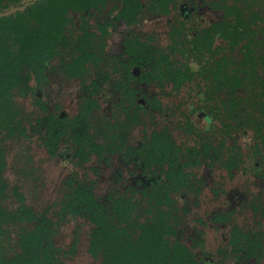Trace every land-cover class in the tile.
Masks as SVG:
<instances>
[{
    "label": "rangeland",
    "instance_id": "rangeland-1",
    "mask_svg": "<svg viewBox=\"0 0 264 264\" xmlns=\"http://www.w3.org/2000/svg\"><path fill=\"white\" fill-rule=\"evenodd\" d=\"M25 1L30 0H20V4ZM259 1L171 0L159 7L158 0H138L140 7L133 16L120 17L122 6L117 2L90 10L84 16L70 13L66 32L76 35L83 24L95 31L101 36L100 44L104 49L100 58L96 63H88L85 74L71 79L62 71L61 60L63 56L70 57L72 46L58 49L47 72L49 80L39 97H35L31 90L20 96L21 114H31L26 135L10 137L4 144V178L8 187L3 205L15 211L20 204L18 195H21L23 203L35 215L49 217L54 225L51 238L54 246L62 250L63 264H101V260L87 250L89 226L85 218H69L72 205L68 199L72 181L83 183L103 202L117 194L148 200L150 193L147 189L154 186L151 172L155 165L138 162L128 154L156 130H168L172 135L173 148L176 145L177 149H185L186 155L193 147L201 150L202 143L225 144L223 158L203 153L197 156L191 170L197 178L195 184H198L199 191H191L187 200L176 199V207L171 211V225L176 228L173 235L190 245L201 264H232L230 255L225 252L229 246L223 238L231 226L258 229L264 238V213L261 209L264 181L259 176L264 165V143L251 129L247 130L253 136L251 141L245 139L243 131L232 123V111L228 114L232 116L227 119L222 112L214 110L223 97L217 83H222L228 72L239 69L235 66L217 69L216 64L220 60L229 61L236 52L221 37L212 40L210 52L204 57L198 51H191L193 47L190 44L197 36L195 33L224 18L226 5L259 12L254 28L258 32L257 38H261L264 35V16L260 18L263 3ZM13 6L11 0H0L3 11H9ZM22 17L28 19L24 13ZM21 19L17 16V24H21ZM35 27L37 22L27 21L23 25L24 30ZM135 38L165 53L171 62L180 61L186 66L195 62L198 68L191 80L178 87L154 77L149 68L137 70L133 87L140 95L147 94L156 100L157 107L143 110L126 100L124 109L120 110L118 103L124 102L126 95L117 86L122 78V63L130 64L133 58L127 47ZM156 55L159 56L158 52ZM230 62L234 65L233 61ZM31 83L35 84L34 81ZM200 89L209 92L205 111L210 116L196 124L191 112L198 106L197 92ZM90 94L98 103L88 118V132L94 145H84L79 152L64 137L57 142L55 149L46 148L43 136L47 117L59 111L65 112L66 117L74 116L82 99ZM109 121L121 125L120 135L125 138V143L120 140L110 146L104 143L103 124ZM227 122L233 124L229 129L224 126ZM211 125L205 139L200 142V136H203L200 128ZM67 138L69 141L68 135ZM118 145L123 146L118 148ZM232 152L236 155L235 161L224 163ZM231 166L235 167L232 173L229 172ZM224 214L229 216L225 224L220 220ZM139 216L143 220L150 218L151 211L141 210ZM14 222L11 233L15 237L20 227H32L35 221ZM258 264H264V256Z\"/></svg>",
    "mask_w": 264,
    "mask_h": 264
},
{
    "label": "trees",
    "instance_id": "trees-1",
    "mask_svg": "<svg viewBox=\"0 0 264 264\" xmlns=\"http://www.w3.org/2000/svg\"><path fill=\"white\" fill-rule=\"evenodd\" d=\"M124 1V12L130 13L129 9H135L133 0ZM104 2L106 0H40L25 10L26 15L37 22V27L27 30L23 29L27 22L22 19L21 24H17L13 15L0 17V264H63L62 250L54 246L51 238L54 225L49 217L45 214L35 215L23 203L21 195H18L20 204L15 211H10L3 205L5 190L8 187L4 178V144L8 138L15 135L25 136L26 127H29L27 125L30 124L31 114H21L20 96L31 90L36 97L45 65L58 48L71 47L69 41H73L74 37L66 32L69 11H88ZM11 3L17 5L20 0H11ZM262 3L263 13L260 18L264 16V0ZM127 5L130 8H127ZM2 11L0 9V12ZM258 13L250 8L226 5L221 22L213 25L205 34L198 33L195 41L204 44L193 47L191 51H198L200 56L204 57L211 49L207 41L211 42L216 34L228 41L236 55L229 61H218L217 69L230 66L239 69L237 72H228L229 74L222 78L219 87L224 89L225 93L221 104L227 114L231 110L235 112L236 127L243 131L245 139L250 140L251 135L247 130L251 129L264 143V35L257 38L258 32L254 28ZM21 15L22 12H17L18 18H21ZM76 40L70 53L73 61L66 64L67 71L72 74L85 71L87 61L97 62V57L101 54L100 46L95 43V34H88L82 29ZM60 42L61 47H58ZM127 51L134 56V60L123 66L124 72H129L131 76H134V73L127 65L131 68H149V71L159 77L167 74V79H172L178 86L183 79L190 78L188 73L198 68L195 62L189 67L180 61L171 62L168 55L145 43L138 47L128 46ZM157 52L159 56L156 55ZM230 61H233L234 65ZM124 82L123 93L126 98L132 97L133 89L128 85V80ZM121 104L124 102L118 103ZM95 106V100L87 99L80 112L69 118L70 120L62 116H49L46 119L44 137L48 148L55 149L60 137L65 134L73 140L78 149L93 140L86 123ZM64 121H70V125H62ZM153 160L163 165L167 156H145L147 163ZM190 165V161L182 160L170 162L167 170L164 166L161 173H164L165 179L159 176L157 178L161 189L156 193L151 192V198L147 202L121 194L103 202L83 183L72 181L68 199L72 205L69 218L80 216L88 223V252L99 258L101 264H201L196 252L175 238L173 234L176 228L171 225L170 220L174 208L171 191L192 188L193 182L185 170ZM185 193L183 191L182 194ZM261 209L264 213V205ZM141 210L151 211V217L144 220L140 218ZM222 218L225 219L226 216L223 215ZM31 220L35 221L32 227H20L15 237L12 235L11 227L14 221L22 224ZM231 244L232 264L250 261L258 264L264 256V238L258 229L245 230L236 227L232 232Z\"/></svg>",
    "mask_w": 264,
    "mask_h": 264
},
{
    "label": "flooded vegetation",
    "instance_id": "flooded-vegetation-1",
    "mask_svg": "<svg viewBox=\"0 0 264 264\" xmlns=\"http://www.w3.org/2000/svg\"><path fill=\"white\" fill-rule=\"evenodd\" d=\"M38 1H40V0H30V1H25V2H22L21 4L19 3V5L17 4V5H14L13 7H11V9H13V8H17V7H21V8H23V9H17L16 11H14V12H12V13H10L9 15H6V16H10V15H13L14 16V18L16 19V17H17V12H22V15H23V13L24 14H26L25 13V10L28 8V6H30V5H32V4H35L36 2H38ZM169 1H171V0H158V2H157V6H159V7H163V6H165V5H167V3H169ZM111 2H117V3H119V4H121V6H122V9L120 10V13H119V16L120 17H124L125 15H130V16H133L134 14H135V12H137L138 11V9H139V7H140V3L138 2V0H133V5H136V7H135V9L133 10V9H129L130 10V13H126V12H124V10H125V7H126V3H125V1L124 0H106V2H104L103 4H98L96 7H92L91 9H89L88 11H90V10H94V9H97V8H100L101 6H103V7H105L107 4H109V3H111ZM134 2L136 3V4H134ZM132 5V4H131ZM132 5V6H133ZM129 7V5H127V8ZM130 8V7H129ZM10 9V10H11ZM88 11H83V12H73L72 10H70L69 11V14L67 15V18H68V20L70 21V13H71V15L73 14V16H75V15H77V14H80V15H82V16H84L85 14H88ZM4 12H6L5 10L4 11H2V12H0V13H4ZM22 15H21V18L24 20V18L25 17H22ZM28 16V15H27ZM2 17H5V16H2ZM28 19H26V20H24V22H27V21H30V22H35V20H33V19H30L29 17H27ZM221 20L222 19H220V20H218L216 23H212V24H210V25H208L205 29H202L201 31H199V32H197V28L194 30V32H197V33H195V35H197L198 33H202V34H205L207 31H209L211 28H212V26L213 25H215V24H219L220 22H221ZM68 21V22H69ZM202 21H204V20H202ZM67 25V24H66ZM82 29H85L87 32H88V34H95V43L96 44H98L100 47H99V49H101V54H102V52H103V45L102 44H100L101 43V36H99V35H97V33L95 32V31H93L92 29H90V28H88V27H85V25L83 24V26H82ZM107 29H108V27H107ZM82 31V30H81ZM80 31V32H81ZM108 31V30H107ZM80 32H78V33H80ZM69 34V33H68ZM73 35V37H74V40L73 41H69L70 43H69V47L70 46H74L75 47V42L77 41L76 40V38H77V34L75 35V34H72ZM214 37V39H216V38H220V36L218 35V34H216V35H214L213 36ZM70 38L71 39H73L71 36H70ZM136 40L132 43V44H130V45H132V46H136V47H138L139 45H141V43H145V44H147V45H150V46H152L151 44H149V43H147L146 41H141V40H139L138 38H135ZM190 44L192 45V47H195V46H202L203 44H204V42H201V41H195V40H192V41H190ZM211 44H212V41L211 42H209V41H207V45L208 46H211ZM57 47V46H56ZM58 47H61V42L59 43V45H58ZM57 47V48H58ZM153 47V46H152ZM59 49V48H58ZM99 49H97V50H99ZM97 53H100V52H97ZM100 58V56L99 57H97V61H98V59ZM51 59L52 58H50V60H49V63H47L46 65H45V67H44V70H43V72L41 73V80H40V82H39V88L37 89V97H39V95H40V93H41V91L43 90V88H44V86L46 85V82L49 80V78L47 77V75H49L47 72H48V70H49V68L52 66V61H51ZM132 60H134V56H133V58L130 60V62L132 61ZM62 62V65H61V69H62V71L64 72V74L68 77V78H71V79H74V78H78V77H80V76H82L83 74H85V72H86V70H87V67H88V63L89 62H91V63H96V62H93V61H91V60H89V61H87V64L85 65V68H86V70L85 71H83V72H80V73H75V74H72V73H69L68 71H67V67H66V64L69 62V61H73V59H72V57H62V60H61ZM125 63H122V67H123V70H124V65ZM126 64H128V63H126ZM192 64V63H191ZM128 66V69L130 70H132L133 71V73H134V76H131V74L128 72H124L123 70H121V72L120 73H122V78L120 79V81L118 82V86H117V88L118 89H120L121 90V92H122V94H123V92H124V90H122L123 88V86L122 85H125V82L124 81H126V80H128V85L133 89V92H132V97H128V98H124L125 99V101H124V104H121V105H118L117 107L118 108H120V110H123L124 109V106H125V104H126V100H127V102L128 101H132V103H138L137 104V106L140 108V109H143V110H146L147 108L148 109H150V108H154V107H157V102H156V100H153L152 98H150V96L149 95H147V94H143V95H140L138 92H137V89L136 88H134L133 87V83L135 82V80L137 79L136 77L138 76L137 74H136V72H137V70H142V69H140L139 67H132L131 68V66L130 65H127ZM186 67V66H185ZM189 67V66H188ZM195 73V71L194 72H191V73H188V76L190 77V78H186V79H183V81L182 82H180V83H178V85L179 84H181V83H184V82H187L188 80H191V78H192V76H193V74ZM154 75V77H156V78H159L160 80L161 79H164V81H166V82H168V83H171L172 85H174V87H178V86H176L177 84L175 83V82H173V80L172 79H167V74L165 75H161L162 77H159L157 74H153ZM220 84L221 83H217V86L219 87L220 86ZM222 90V92H223V95H224V93H225V91H224V89H221ZM92 93V92H91ZM208 94H209V92L208 91H206V90H199L198 92H197V101L199 102V103H197L198 104V106L197 107H195V108H193V110H192V112H191V115H192V117L194 118V120L196 121L195 123L196 124H198L199 122H203L204 120H207V118L210 116L209 115V113L208 112H206L205 111V105H206V103L208 102ZM87 99H92V100H95L96 102H97V100L96 99H94V98H92L91 97V94H90V96H86V97H84V99H82V101L80 102V105H79V110H78V112H80V110H81V108H82V104L87 100ZM147 99V100H146ZM120 103V102H119ZM139 103H140V105H139ZM148 104V105H147ZM142 105V106H141ZM97 106H98V103H97ZM207 107V106H206ZM95 109V108H94ZM94 109L92 110V112H91V114H93V112H94ZM214 110H216V112H222V114L223 115H225L226 116V118L228 119V118H230V116H232V115H230V116H228V114L226 113V111H225V108L222 106V104H221V101L214 107ZM134 111V110H133ZM140 111V110H139ZM233 113H234V117H233V124L236 126V123H235V112L233 111V110H231ZM230 111V112H231ZM78 112L74 115V116H76L77 114H78ZM129 112L131 113L132 112V109L130 108V110H129ZM130 113H129V116H130ZM135 113V112H134ZM90 114V115H91ZM90 115H89V117H90ZM49 116H54V117H58V116H62L63 118H66V119H68V120H70L69 118H72V117H74V116H72V117H66V115H65V112H63V111H59L58 113H56V114H52V115H49ZM48 116V117H49ZM47 117V118H48ZM88 117V118H89ZM131 118V117H130ZM130 120V119H129ZM210 120V119H209ZM88 121V120H87ZM226 121V120H225ZM62 125L64 124V125H70V121H64V122H62L61 123ZM86 124H88L89 125V123L87 122ZM211 124V123H210ZM225 124V123H224ZM223 124V125H224ZM229 124V125H228ZM233 124H231L230 122H227V126L226 125H224L225 126V129H229V127H231V126H233ZM104 126H105V140H104V143L105 144H108L109 146L110 145H113V144H118V142H117V140H120L121 142L123 141L124 142V140H125V138L123 137V136H121L120 135V132H121V125L120 124H113L112 122H107L106 124H103ZM89 127V126H88ZM212 128V125L211 126H207L206 128L205 127H202V128H200L201 129V134H203V136H200V139H199V141L200 142H202V140H204L205 139V135H207V130H208V128ZM222 131V130H221ZM206 132V133H205ZM67 133H68V131H67ZM45 134H46V124H45ZM45 134H44V136H43V142H44V145L46 146V148H48V146L46 145V143H45V139H44V137H45ZM64 137H66L65 138V140L67 139V143L70 145V146H72V147H74L75 149H77V150H79V152H81L82 151V148L83 147H81V149H78L79 147L78 146H76V145H74V142H73V140L72 139H70L69 141H68V138H67V134H65L63 137H60V140H62ZM201 137H203V138H201ZM70 138V137H69ZM252 138V137H251ZM251 138H250V141H251ZM59 140V141H60ZM64 140V141H65ZM123 142H122V144H123ZM164 142V143H163ZM125 143V142H124ZM163 144V145H162ZM221 144V145H220ZM220 144H218V145H212V144H209V143H207V144H203L202 143V149L200 150V149H198V148H196V147H193L192 149H190L189 150V154H184V150L185 149H181V148H179V149H177L178 147L175 145V149L173 148V142H172V135L169 133V131L168 130H161V131H158V130H156V131H152L150 134H149V136H146V139H145V141L143 142V144L141 145V146H137V147H135V148H133V150H132V152H130L128 155L129 156H134L135 157V159L138 161V162H141L142 161V163H145V164H148V165H150V166H153V165H155V167H154V170L151 172V174L154 176V178H152L153 179V183H154V186L153 185H151L150 186V188H148L147 189V192L148 193H150V198H151V192H154V193H156L159 189H161V184L160 183H158V176L159 177H161L162 179H165V177H164V173L162 174L161 173V171H162V169H163V167L164 166H166L165 167V169L167 170V168H168V166H169V163L170 162H173V163H176V162H178V161H182V160H184V161H190V166L187 168V169H185L186 170V172L190 175V178H191V180H192V182H193V184H192V188H190V189H188V190H184V189H179V190H174V192L173 191H171L172 193L170 194V196L174 199V201H173V207L175 208L176 207V203H177V200L178 201H184V200H187V197L189 196L188 194L189 193H191V191H193V190H195L196 191V189H197V185L198 184H195L197 181V178H195V176H194V173L192 172V170H191V168L193 167V165L195 164V162H197L196 160H198L197 159V156H201V154L203 153L204 155H210V154H214L215 156L217 155L219 158H223L224 157V155H225V144H224V142H221ZM249 144V143H248ZM85 145H88V146H92V145H94V143L92 142V140L90 141V142H88V143H86ZM119 147L118 148H120V147H122L123 145H118ZM49 149V148H48ZM51 150V149H50ZM129 150V149H128ZM178 150H179V153H178ZM235 154L232 152V154H231V156L229 157V156H227V158H226V162H224V163H228V161H230V163L231 162H234L235 161V157H236V155L234 156ZM145 156H167V161L166 162H164L163 163V165H162V163L161 162H159V161H155V160H153V161H150L149 163H147L146 161H145ZM170 156V157H169ZM171 156H176V157H171ZM192 156H195L194 157V159H192ZM195 166V165H194ZM233 166H231V168L229 169V172L230 173H232L235 169V167L234 168H232ZM263 174H264V170H263V168H262V170L260 171V173H259V176H260V178H261V180H263L264 181V176H263ZM155 187V188H154ZM89 189V188H88ZM198 191H199V189H197ZM183 191H185L186 193L185 194H182L183 193ZM121 195H123V194H121ZM176 195V196H175ZM123 196H126V195H123ZM126 197H128V196H126ZM133 199H135V198H133ZM177 199V200H176ZM137 200V199H136ZM138 201H141V200H138ZM147 200H145V201H143V202H146ZM256 203H259V202H256ZM264 205V203L262 204V206ZM256 206V205H255ZM225 215V214H224ZM226 216V215H225ZM228 217L229 216H226V218L225 219H220L221 220V223H223V224H225L226 223V220H228ZM219 219V218H218ZM230 220V219H229ZM237 226H231L230 227V231L229 232H227V233H224V235H223V238H224V240L226 241V243H227V245L229 246V248H227V250L225 249V252L227 253V254H229L230 255V258H232V256H233V246H232V244H231V236H232V232H233V230L236 228ZM175 238H177V239H179L181 242H183L184 244H186L187 246H189L190 247V245H188V243H186V242H184V240L182 239V238H180V237H175ZM231 261V260H230ZM246 263H248V262H246Z\"/></svg>",
    "mask_w": 264,
    "mask_h": 264
},
{
    "label": "water",
    "instance_id": "water-1",
    "mask_svg": "<svg viewBox=\"0 0 264 264\" xmlns=\"http://www.w3.org/2000/svg\"><path fill=\"white\" fill-rule=\"evenodd\" d=\"M17 9H23V8H21V7L19 8V7H17V8H13V9H11V10H9V11H6V12H4V13H0V17H2V16H6V15H9L10 13L16 11Z\"/></svg>",
    "mask_w": 264,
    "mask_h": 264
}]
</instances>
